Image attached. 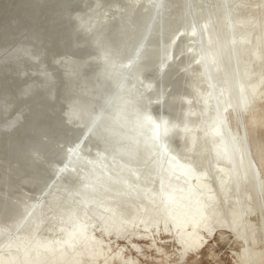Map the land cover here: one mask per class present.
<instances>
[{"label": "bare ground", "instance_id": "1", "mask_svg": "<svg viewBox=\"0 0 264 264\" xmlns=\"http://www.w3.org/2000/svg\"><path fill=\"white\" fill-rule=\"evenodd\" d=\"M225 250L264 264V0H0V264Z\"/></svg>", "mask_w": 264, "mask_h": 264}, {"label": "rangeland", "instance_id": "2", "mask_svg": "<svg viewBox=\"0 0 264 264\" xmlns=\"http://www.w3.org/2000/svg\"><path fill=\"white\" fill-rule=\"evenodd\" d=\"M215 244H216L217 246H216V245H213V249L216 250V251L223 247V244L220 243L219 241H217ZM214 246H215V247H214ZM225 252H226V253H225ZM225 252H224V254H221V255H220L221 258H219V259H220V260H225V261H226L225 263H222V264H229L228 261L226 260L227 251L225 250ZM222 256H223V257H222ZM222 258H223V259H222ZM201 259L204 260V256H202ZM220 260H219V261H220Z\"/></svg>", "mask_w": 264, "mask_h": 264}]
</instances>
